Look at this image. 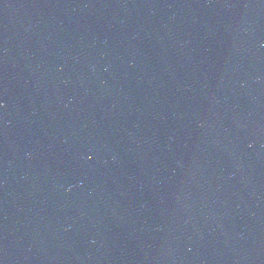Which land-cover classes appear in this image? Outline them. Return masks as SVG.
<instances>
[{"label":"water","instance_id":"1","mask_svg":"<svg viewBox=\"0 0 264 264\" xmlns=\"http://www.w3.org/2000/svg\"><path fill=\"white\" fill-rule=\"evenodd\" d=\"M0 264H264V0H0Z\"/></svg>","mask_w":264,"mask_h":264}]
</instances>
